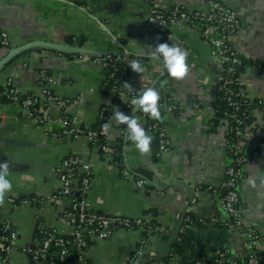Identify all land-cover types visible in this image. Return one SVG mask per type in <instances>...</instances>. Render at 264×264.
<instances>
[{
  "label": "crops",
  "instance_id": "1",
  "mask_svg": "<svg viewBox=\"0 0 264 264\" xmlns=\"http://www.w3.org/2000/svg\"><path fill=\"white\" fill-rule=\"evenodd\" d=\"M223 1L236 12L241 24L230 42L247 62L240 72L246 97L264 104V0ZM178 5L189 10L210 9L208 0H0V28L10 35V45L0 46V62L12 48L40 42L68 44L79 54L68 56L73 53L28 47L0 67V88L11 77L18 91L33 92L41 99L44 92L39 79L47 70L50 89L64 101L49 105L50 120L45 126L29 116L21 104L0 101V162L9 163L8 178L13 184L0 206V227L10 221L18 233L10 251L11 264H35L29 247L37 242L38 221L62 234L72 232L73 225L63 218L71 200L53 198L62 187L58 169L70 156L93 165V180L85 199L90 210L157 223L147 241H143L142 229H117L109 238H94L84 251L89 264H167L159 243L169 238L185 210L200 220L186 222L185 213L180 231L185 251L168 264H210V257L221 248L232 257L244 259L251 250L250 229L264 235V188L259 180L256 188L249 184L258 171H264V128H258L260 138L248 145L250 160L239 186L240 222L225 225L228 217L222 201L227 192L223 191L229 179L231 145L228 124L221 122L213 128L211 122L220 65L214 61L201 28L178 23L156 37L147 23L152 7L171 10ZM165 42L187 52L190 70L183 80L171 78L162 60L150 55L151 47ZM108 53L126 57L128 67L132 60H140L143 73L129 67L133 91L158 84L178 105V110L167 111L164 118L170 141L166 152H156L152 141L150 153L141 155L125 130L123 155L131 175H125L114 162V153L91 145L87 137L56 132L64 114L91 127L106 104L110 109V139L120 137V125L111 117L114 108L124 109L114 94L105 91L103 66L97 59ZM131 116L150 135L144 119L136 113ZM250 118L251 128L264 124L263 109H252ZM133 171L164 188L153 186L147 191L137 185ZM179 180L193 190L183 185L166 186ZM201 186L213 189L199 190ZM258 245L264 248V241ZM45 264H81V259L75 252L61 258L51 251Z\"/></svg>",
  "mask_w": 264,
  "mask_h": 264
},
{
  "label": "built area",
  "instance_id": "2",
  "mask_svg": "<svg viewBox=\"0 0 264 264\" xmlns=\"http://www.w3.org/2000/svg\"><path fill=\"white\" fill-rule=\"evenodd\" d=\"M210 9L204 10H189L184 6L178 5L171 10L160 9L158 7H152L147 17V23L153 30L166 32L178 23H186L194 28H201V34L209 41L211 46V53L214 61L220 65L219 74L217 77L218 86L225 93L227 101L231 105H234L235 110L230 113V118L235 120L234 126L227 128V133H234L237 137L236 142L231 145L233 154V165L228 167L227 173L229 179L227 181V192L223 196V208L227 217L237 216L241 217L240 210L237 207L239 201L238 185L240 177L244 174L247 163L250 160L248 152V145L250 141L259 139L258 128L263 129L264 124L254 126L250 125L242 126L243 119L239 117L237 111L241 105L238 101L234 100V96L245 97L244 87H235L236 78V64L240 60L239 53L230 44V36L237 33L240 28V20L236 12L227 6L223 0H208ZM10 45V35L8 31L0 28V46ZM98 61L101 65L116 67L117 63L122 60H126V57L122 55H113L108 53L99 56ZM241 81V80H240ZM8 84H13V78L8 79ZM242 85V84H241ZM19 91L13 86L9 90L2 92V95H6L12 102H17L28 112V115L35 118L39 125L45 126L48 124L50 118L47 114V110L43 115H38V109H31L38 106L39 102H44L45 98H48L51 103L58 102L64 103L57 96L50 94V91L43 90L44 99L38 97H27L22 101L17 94ZM122 94V93H121ZM48 95V97H47ZM167 111H172L178 108V105L168 98ZM43 106V105H42ZM104 126V125H103ZM103 129V127H102ZM100 130H95L91 127L84 126L74 117L63 116L60 121V127L56 130L58 134L77 138L85 136L89 140H94L99 136H103L107 143L110 141V133ZM159 153L166 152L170 148V141L163 128L159 131ZM104 150L113 154V148L108 144L104 147ZM73 168L83 171L82 186L77 187L75 184V174ZM93 165L89 161L82 160L78 156H70L66 158L62 165L58 169V174L62 181V187L56 191L53 195L54 199L69 198L71 200V207L63 212V218L73 225L71 233H66L56 236L54 233L45 230V226L42 225L41 232L46 235L42 241H37L35 245L29 247L30 252L33 255L34 260H42L47 258L50 253L49 248L52 246L57 247L53 251L61 258L66 257L73 249L77 251H84L88 246L89 239L87 238V224L94 223L98 226V232L94 233L92 239H106L109 238L114 231L118 228L121 229H136V226L142 228L145 219L144 218H130L122 217L118 215H111L102 212L92 211L86 204V192L90 187L93 180ZM125 175H131L128 170L124 171ZM133 175V174H132ZM137 185L145 187L144 179H137ZM213 189L212 186L207 187ZM200 189V188H199ZM76 192L79 195H76ZM240 222V219L237 223ZM251 233V250L248 255V261L246 264H264V257L255 251V247L264 241V235L258 233L255 229H250ZM17 231L12 230V223L6 221L4 227L0 233V250L7 252V255L0 258L1 264H11L10 251L13 248L14 241L17 238ZM137 253H135V256ZM223 255V254H222ZM82 255L80 259H82ZM219 263H223V260H219Z\"/></svg>",
  "mask_w": 264,
  "mask_h": 264
},
{
  "label": "trees",
  "instance_id": "3",
  "mask_svg": "<svg viewBox=\"0 0 264 264\" xmlns=\"http://www.w3.org/2000/svg\"><path fill=\"white\" fill-rule=\"evenodd\" d=\"M163 33H165V32L154 30V35L156 37L161 36ZM69 41H72L71 38L69 39ZM229 42H230V40H229ZM230 44H231V42H230ZM75 55H79V54L78 53L68 54V56H75ZM113 55H116V54H113ZM246 63L247 62L244 59L240 58L239 62L236 64V74L234 75V77L236 78L237 81L234 84L235 87H241V86L244 87L242 82L240 81V72L245 67ZM42 73H43V75L39 79V83H40L41 87L43 88V90L50 91V94L54 95L52 90L50 89V86H49V79H48L49 77L48 76H50V74L48 73L47 70L43 71ZM125 82L129 83V67H128L127 60L120 61L119 63H117L116 67H111V66H104L103 67V83H104L105 91L107 93L114 94V100L119 102L122 105L125 114H128L131 116L133 113L134 114L136 113V115H139L144 119V125L147 127L150 135L152 136V141L155 144V146H154L155 151L158 152L159 151V143H158L159 131L161 130V128H163L164 118H165L166 113H167V107L166 106L169 103L168 98H170V97L162 91V89L160 88V86L158 84L153 86L160 93V102L159 103H160V110H161V115H162L161 120H154L150 116L144 114L142 111L136 110L135 107L131 104V99L133 98V96L136 95V92L133 90L129 91V90L125 89L123 87V83H125ZM13 86H14L13 84H7L6 86L0 88V101H2V102L10 101V99L8 97H6V95H2V92H4L5 90L11 89ZM218 90H219L218 96H217V99L214 103V115H213L212 120H211L212 127L215 128L221 122H225L229 126H234L236 124V122H235V120L230 118V113L235 110L234 105H231L229 103V101H227L224 91L222 89H220L219 86H218ZM17 94L19 95V99L21 101L27 97H38L39 99H41L40 96L36 95L33 92H29V91H19ZM47 97H48V95H47ZM233 99L238 101L241 105V107L237 111V113H238L239 117H241L243 119V124H242L243 127L245 125H249L251 123L252 119L250 118V111L252 109L259 108V109H263V111H264V104L263 103H260L258 100L252 101L248 97H246V95H245V97L239 96V95L234 96ZM40 102H39L38 106L33 107L31 109H34V110L38 109V111H37L38 115H43L45 113V111L48 109L49 105L51 104V101L48 98H45L44 102H42V103H40ZM191 102L194 103L195 101L191 100ZM176 110H178V108ZM26 113L28 114L27 111H26ZM109 115H110L109 106L104 104L101 108L100 117H99L98 121L95 124H93L91 126V128H93L95 130H100V129H102L103 125H105V124L111 125ZM63 116L69 117L67 114H64ZM84 126H86V125H84ZM119 127L122 130V133L118 139H115V140L110 139L109 143H107L106 139L103 136H99L94 140H90V144L91 145H97L100 148H102L103 150L107 144L109 146H111L113 148V151H114V162L118 166H120L122 172H124L125 170H127L126 165H125V161H124V155H123V146H124V142H125L124 141L125 140L124 139V133L126 130V126L120 125ZM227 135H228L230 145H233L237 139L236 135L234 133H229V134L227 133ZM230 155H231L230 165H233L232 148H230ZM73 172L75 174L76 186L81 187L82 186V178L84 175L83 171L76 169V168H73ZM133 176L136 180L137 179H144L145 180V178L138 175V173L134 172ZM145 176L149 178V176H147V175H145ZM244 177H245V172L240 177V181H239V185H238V193H239V186H240L241 182L243 181ZM206 188H207L206 186H201L199 190H204ZM145 189L147 191H150V190L154 189V187L149 182H147L145 180ZM237 207L241 212L240 200L238 201ZM239 219L240 218L237 216H231V217H228L227 221L223 222V224H225V225L226 224L236 225ZM195 220H200V218L196 214L188 211V213H186V222H191V221H195ZM42 225H44L46 227L45 230L54 233V235H56V236L60 235V233L56 229L47 226L42 221H38V224L36 227V232H35L36 241H39V242L42 241V239L46 235L45 233L41 232ZM3 227H4V224H2L0 227V233H1ZM86 227H87V229L85 232L87 233V238L89 239V242H88V246H89L93 241V239L91 237L93 236L94 233L98 232V226L94 223H89V224H87ZM156 227H157V223L154 222L153 220H150V221L145 220V222L141 228L143 230V241H147L149 239L151 232ZM121 228H123V227H120L118 229H121ZM136 229H140V227L136 226ZM12 230H16L13 225H12ZM257 232L260 233L259 231H257ZM17 237H18V235H17ZM87 247L84 249V251L87 249ZM56 248L57 247L52 246L51 248H49V252L53 251ZM84 251L83 250L77 251L76 249H73L71 252H75V253L79 254V256H81V255L83 256L81 259V264H89V261L84 256ZM184 251H185V248H184L183 238H182V235L179 234L178 238L174 241V243L172 245V251L170 252V254L168 256H166L165 262L168 264L175 257L183 254ZM255 251H257L258 254L263 255V257H264V248H261L259 245H257L255 247ZM6 255H7V252L0 250V258L5 257ZM220 259L223 260V263H219ZM34 261H35V264H45L46 258H44L40 261H38V260H34ZM247 261H248V256L244 259H237L235 257H232L230 252L225 248H221V249L216 250L215 253L210 257V264H246Z\"/></svg>",
  "mask_w": 264,
  "mask_h": 264
},
{
  "label": "clouds",
  "instance_id": "4",
  "mask_svg": "<svg viewBox=\"0 0 264 264\" xmlns=\"http://www.w3.org/2000/svg\"><path fill=\"white\" fill-rule=\"evenodd\" d=\"M151 57L162 60L163 67L167 74L175 80H183L189 72L187 63V52L176 44L158 43L154 48L151 47ZM129 67L136 73H143L144 68L139 59L132 60ZM123 87L129 91L133 88L130 83H123ZM123 100V99H122ZM160 93L155 87H144L136 91V95L131 99V104L136 110L142 111L154 120H161ZM112 120L118 125H125L127 139L131 141L141 155H148L151 151L152 136H150L140 121L135 116L125 114L118 108H114ZM111 126L105 124L102 131L109 132ZM10 175V165L7 161L0 162V206L5 202L6 194L13 189L12 181L8 178ZM259 180V186L264 188V171H258L256 175L249 180L251 187L256 188V181Z\"/></svg>",
  "mask_w": 264,
  "mask_h": 264
},
{
  "label": "water",
  "instance_id": "5",
  "mask_svg": "<svg viewBox=\"0 0 264 264\" xmlns=\"http://www.w3.org/2000/svg\"><path fill=\"white\" fill-rule=\"evenodd\" d=\"M28 47H33L35 49L56 50V51H59V52H62V53H73V52L78 51L75 47H71L68 44H64V43H42V42H40V43H32V44L25 45V46H22V47L12 48L9 51L8 55L3 59V61L0 62V67L2 66V64L5 61L10 59L12 56H14L15 54L19 53L20 51H22V50H24V49H26ZM80 51L81 52H85L86 50L82 49ZM126 136H127V133H126ZM126 165H127V168L129 170H131L127 163H126ZM138 175H140L141 177L145 178V180L147 182H149L152 186L156 187L157 189L164 188L163 186L159 185L156 181H153V180L149 179L145 175H143V174H138ZM227 181H228V179H227ZM172 185H183V186L189 188L191 191L193 190V187H191L187 182L182 181V180H179V181H176V182H170L166 186H172ZM226 191H227V189L225 187L223 192L225 193ZM76 195H79V193L76 192ZM185 213H186V210L184 211L183 216L176 221V224L174 225V228H173L169 238L166 241L159 243V245L161 247L160 254H161L162 258H165L166 256H168L170 254L172 245H173L174 241L178 238V236L180 234V231H181V228H182V225H183V222H184ZM151 264H159V263L158 262H154V263H151Z\"/></svg>",
  "mask_w": 264,
  "mask_h": 264
}]
</instances>
